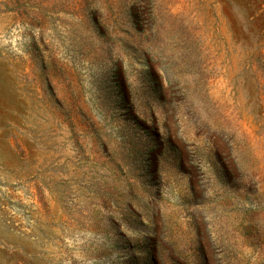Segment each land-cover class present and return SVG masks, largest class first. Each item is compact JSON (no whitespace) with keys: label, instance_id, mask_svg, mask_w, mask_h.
Segmentation results:
<instances>
[{"label":"rangeland","instance_id":"1","mask_svg":"<svg viewBox=\"0 0 264 264\" xmlns=\"http://www.w3.org/2000/svg\"><path fill=\"white\" fill-rule=\"evenodd\" d=\"M0 264H264V0H0Z\"/></svg>","mask_w":264,"mask_h":264}]
</instances>
